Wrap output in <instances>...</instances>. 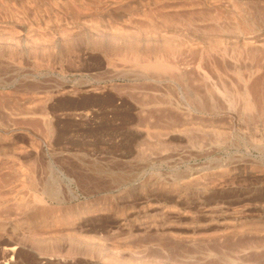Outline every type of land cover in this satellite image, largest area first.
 <instances>
[{"label": "rangeland", "instance_id": "374dc122", "mask_svg": "<svg viewBox=\"0 0 264 264\" xmlns=\"http://www.w3.org/2000/svg\"><path fill=\"white\" fill-rule=\"evenodd\" d=\"M119 263L264 264V0H0V264Z\"/></svg>", "mask_w": 264, "mask_h": 264}, {"label": "bare ground", "instance_id": "6f19581e", "mask_svg": "<svg viewBox=\"0 0 264 264\" xmlns=\"http://www.w3.org/2000/svg\"><path fill=\"white\" fill-rule=\"evenodd\" d=\"M156 61H157V60H156ZM152 62H153V61H152ZM161 62H162V61H161ZM153 65H155V64H153ZM157 65H158V64H157ZM157 65H155V67H154V66H153V67L156 68ZM159 65H160V67H161V68H160V67H159V68L162 69L163 66H162L161 64H159ZM159 65H158V66H159ZM150 66H151V65H150ZM150 66H148V67L150 68ZM137 67H138V66H137ZM139 67H140V66H139ZM149 68L146 69V70H149ZM154 68H150V69H154ZM160 69H159V70H160ZM163 70L165 71V66H164V68L162 69V71H163ZM149 72H150V70H149ZM3 151H4V148H3ZM3 154H4V153H3ZM1 156H2V155H1ZM40 198H41V196H40ZM42 201H43V200H42ZM39 202H40V201H39ZM44 206H45V205H44ZM116 262H118V261H116ZM119 264H120V263H119Z\"/></svg>", "mask_w": 264, "mask_h": 264}]
</instances>
